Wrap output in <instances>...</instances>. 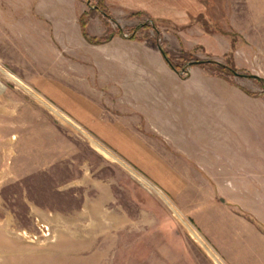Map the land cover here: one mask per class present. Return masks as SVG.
<instances>
[{
	"label": "rangeland",
	"instance_id": "1",
	"mask_svg": "<svg viewBox=\"0 0 264 264\" xmlns=\"http://www.w3.org/2000/svg\"><path fill=\"white\" fill-rule=\"evenodd\" d=\"M105 1L111 20L99 0H0V264H264V186L255 216L226 205L219 173L187 153L224 171L239 153L264 176V0H205L175 20ZM82 12L90 36L113 38L88 42ZM99 121L132 129L150 168Z\"/></svg>",
	"mask_w": 264,
	"mask_h": 264
},
{
	"label": "crops",
	"instance_id": "2",
	"mask_svg": "<svg viewBox=\"0 0 264 264\" xmlns=\"http://www.w3.org/2000/svg\"><path fill=\"white\" fill-rule=\"evenodd\" d=\"M107 1V0H106ZM105 1V3H106ZM110 3L114 4L117 9L124 7L128 10H137L146 14L154 15L156 17H162L166 19L175 20L178 16L181 17H196L201 13L207 11L208 9L212 8V5L209 6L206 4L205 0H108ZM107 5V4H106ZM83 13V12H82ZM81 13V14H82ZM183 13V15H182ZM80 14V15H81ZM180 101V99H174L172 103H176ZM80 105L88 107L89 105L81 100L80 98ZM80 111L82 113H86V111L81 108ZM97 109L94 106V116L97 114ZM162 113V112H161ZM85 119V118H84ZM157 123V130L163 133L164 137H168L171 131V126L168 124L169 121L166 120L163 114H159L156 118ZM168 124V125H167ZM92 128L95 132H97L101 137L108 138L111 142H115V145L124 153L133 155L136 160L134 162L139 161L144 168L149 169V166H146L151 163L150 160H146L145 156L151 152L148 151V145L142 141H138L137 136L132 129L121 126L120 123L115 122H94L92 123ZM160 133V132H159ZM264 138V137H263ZM214 142H217L216 139H213ZM113 142V143H114ZM174 144L178 145V142H174ZM183 148V145H181ZM260 154L264 155V143L261 144L260 147H257ZM234 151V150H233ZM187 153L189 154L190 158L193 156L201 157L203 163L205 164L206 168H211L212 172H218L220 175V179L216 182L224 192V200L225 204L233 205L235 207L242 208L243 210L247 211L249 214L256 215L254 211L256 208H259L258 197L260 195V188L259 186H264V176L259 178L256 175H248L245 174L243 163V155L237 153L239 155L238 160H241L240 164L236 167H226V171L222 169L221 164H217L215 161H211L208 158V150L202 149L201 147L192 149L187 148ZM217 159H220V154H216ZM260 155L259 158L261 161L263 160L262 156ZM241 158V159H240ZM149 161V162H147ZM260 161V162H261ZM255 166H257L258 159L255 161ZM156 164L158 165V169H163V171L169 172L171 168L165 166V162L161 159L156 160ZM160 166V167H159ZM227 170H230L229 172ZM174 171V169H173ZM217 175V176H219ZM244 176V177H243ZM251 176V177H250ZM172 178L174 187H181L186 186V183L182 182V178L177 173H172ZM192 183H190L191 185ZM241 187H244L241 189ZM258 187V188H256Z\"/></svg>",
	"mask_w": 264,
	"mask_h": 264
},
{
	"label": "trees",
	"instance_id": "3",
	"mask_svg": "<svg viewBox=\"0 0 264 264\" xmlns=\"http://www.w3.org/2000/svg\"><path fill=\"white\" fill-rule=\"evenodd\" d=\"M91 4V0H90V4ZM93 7H96L97 10H99L106 19H112V16L109 14L108 10L106 9V7L104 6L103 4V0H99V4H95L93 5ZM135 14L137 15H142V14H145L143 12H136ZM87 14L86 13H82L80 15V19H79V25H80V30H81V33L83 35V37L90 43H93V44H104V43H107L109 42L113 36H114V33L111 31L107 36H102V37H95V36H90L87 31H86V25H87V18H86ZM148 23H144L142 26L138 27V29L140 28H143V29H146L148 27ZM154 27V26H153ZM155 28V27H154ZM134 37L132 36V39ZM159 49L162 53V56L165 60V62L168 64V66L173 69L174 71L176 72H180V71H184V70H181L182 68H179L178 65L174 64V62L172 61V58L170 56V53L168 51H166L163 46L161 44H159ZM185 56H187L186 53H184L181 57H179L180 59H185ZM205 64H210V65H213L216 67L219 66L220 68L222 69H225V66H223L222 64H219V63H216L214 61H206V62H203V63H200V65H205Z\"/></svg>",
	"mask_w": 264,
	"mask_h": 264
},
{
	"label": "water",
	"instance_id": "4",
	"mask_svg": "<svg viewBox=\"0 0 264 264\" xmlns=\"http://www.w3.org/2000/svg\"><path fill=\"white\" fill-rule=\"evenodd\" d=\"M204 61L202 60H197V61H194L192 62L193 64H200V63H203ZM253 77H257L256 75H252Z\"/></svg>",
	"mask_w": 264,
	"mask_h": 264
}]
</instances>
